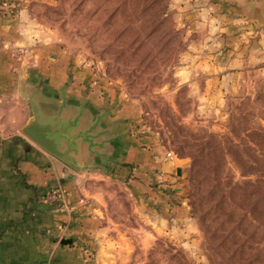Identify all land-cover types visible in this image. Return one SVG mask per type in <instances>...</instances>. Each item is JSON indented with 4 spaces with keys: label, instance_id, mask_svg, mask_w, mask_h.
Returning a JSON list of instances; mask_svg holds the SVG:
<instances>
[{
    "label": "rangeland",
    "instance_id": "rangeland-1",
    "mask_svg": "<svg viewBox=\"0 0 264 264\" xmlns=\"http://www.w3.org/2000/svg\"><path fill=\"white\" fill-rule=\"evenodd\" d=\"M0 9L25 25L29 44L12 53L28 69L41 72L42 63L43 82L58 69L62 88L78 78L84 95L103 92L157 157L155 167L139 164V176L126 177L115 161L76 159L77 169L63 162L101 216L92 259L211 264L197 195L215 182L192 180L191 158L227 159L224 191L263 174L264 0H0ZM66 105L62 94L58 107ZM27 107L30 119V99ZM52 107L37 112L46 117ZM236 157L251 167L237 168Z\"/></svg>",
    "mask_w": 264,
    "mask_h": 264
},
{
    "label": "crops",
    "instance_id": "crops-1",
    "mask_svg": "<svg viewBox=\"0 0 264 264\" xmlns=\"http://www.w3.org/2000/svg\"><path fill=\"white\" fill-rule=\"evenodd\" d=\"M5 13L0 9V264H98L91 257L101 224L96 202L84 195L76 170L22 131L29 118L28 99L41 109L51 103L44 117L54 122L59 115L70 135L81 133L71 144L76 159L115 161L117 172L126 177L131 171L139 176V164L146 171L155 167L157 157L141 147L131 118L125 119L119 106L107 107L103 92L84 95L78 78L62 88L58 69L43 82L36 56L41 72L28 69V59L12 53L29 44L25 25L19 14ZM28 80L42 86L28 90ZM62 94L67 105L61 110ZM170 166H163V176ZM57 187L64 191L63 200L43 203L42 195Z\"/></svg>",
    "mask_w": 264,
    "mask_h": 264
},
{
    "label": "trees",
    "instance_id": "trees-1",
    "mask_svg": "<svg viewBox=\"0 0 264 264\" xmlns=\"http://www.w3.org/2000/svg\"><path fill=\"white\" fill-rule=\"evenodd\" d=\"M191 159L192 180H199L201 185L209 179L215 182L206 197L197 195L199 204L206 206L203 231L211 264H264V155L260 163L263 174L230 183L228 191L220 187L219 175L221 163H228L227 159L207 155ZM232 162L239 169L250 166L244 158L236 157ZM243 173L241 176L246 175Z\"/></svg>",
    "mask_w": 264,
    "mask_h": 264
},
{
    "label": "water",
    "instance_id": "water-1",
    "mask_svg": "<svg viewBox=\"0 0 264 264\" xmlns=\"http://www.w3.org/2000/svg\"><path fill=\"white\" fill-rule=\"evenodd\" d=\"M34 107L33 117L28 118L27 123L24 125L22 131L35 143L41 146L48 153L56 156L62 162L71 166V168L77 169L83 166L80 162L76 161L73 153L75 151L71 148L73 139L80 134L75 136L68 133V128L66 123H61L59 115L55 117V121L52 119L45 118L42 114H39L37 111L38 105L32 102ZM64 142L66 149L63 151L60 150L61 142ZM71 153V154H70ZM177 173L180 174V169L177 170ZM62 242H70V240H62Z\"/></svg>",
    "mask_w": 264,
    "mask_h": 264
},
{
    "label": "built area",
    "instance_id": "built-area-1",
    "mask_svg": "<svg viewBox=\"0 0 264 264\" xmlns=\"http://www.w3.org/2000/svg\"><path fill=\"white\" fill-rule=\"evenodd\" d=\"M13 11V10H12ZM167 156L172 159L174 156L171 152L167 153ZM64 191L60 188H51L47 192H45L42 197L41 201L45 204H59L61 200H63Z\"/></svg>",
    "mask_w": 264,
    "mask_h": 264
}]
</instances>
